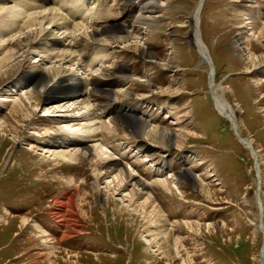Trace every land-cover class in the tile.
Masks as SVG:
<instances>
[{
    "label": "rangeland",
    "instance_id": "374dc122",
    "mask_svg": "<svg viewBox=\"0 0 264 264\" xmlns=\"http://www.w3.org/2000/svg\"><path fill=\"white\" fill-rule=\"evenodd\" d=\"M199 1L119 0L112 10L114 0H88L93 17L72 29L47 23L33 50L5 43L41 31L19 32L36 13L16 21L0 14V132L4 127L6 133L0 136V264H50L44 255L54 252H47L54 243L59 264H183L181 258L185 264H262L264 0L204 1L199 33L216 70L212 89L210 68L194 43ZM33 18L39 19L35 26L41 23ZM138 45L150 56L143 57ZM10 53L17 63L6 67ZM251 58L263 60L261 68H253ZM48 67L61 70L50 85L55 104L44 95L36 108L37 100L29 104L27 97L35 95ZM37 73L42 78L36 86H27L24 80ZM218 97L233 108L238 134L255 157L218 113ZM167 133L175 140L171 144ZM86 148L91 154H83ZM121 158L126 160L114 161ZM128 163L139 173L129 171ZM125 168L131 185L113 195L107 186ZM162 168L176 179L167 186ZM135 179L147 189L131 199ZM77 189L80 196L69 206ZM147 197L152 204L145 213L155 206L163 217L155 227L128 208ZM70 228L77 234L62 241ZM163 233L174 234L169 241L176 238L181 253L174 249L165 257Z\"/></svg>",
    "mask_w": 264,
    "mask_h": 264
},
{
    "label": "bare ground",
    "instance_id": "6f19581e",
    "mask_svg": "<svg viewBox=\"0 0 264 264\" xmlns=\"http://www.w3.org/2000/svg\"><path fill=\"white\" fill-rule=\"evenodd\" d=\"M11 0H0V5L2 6L1 8H0V14L1 15H3L5 12H8V13H10V14H12L13 13V16H14V20H15V18L17 19V17H19V16H21V15H23V14H25V13H28L29 11H33L34 13H36V14H34V15H32V13L29 15L30 17H28V20L24 23V25L25 26H20L19 25V32L22 34V32L25 34V33H27V32H24L25 30H30V29H35L36 27L39 29V28H41V31L40 30H38V31H31L30 33H28L24 38H20L18 41H16L15 43H12V42H10V43H5V45L7 46L8 44H9V46H10V49H15V47L16 48H21V47H23V48H21V50L22 49H24V48H30V46L32 47L31 49L33 50V43H34V41L36 40V38L38 37V35H40L41 34V36L43 35V31L45 30L44 29V26L48 23V26H50V24H53V23H55L54 24V28H55V30H56V28H58L60 25H62L63 24V26H64V28L65 29H69V28H76V27H81V24L83 23H80L81 21H82V18L84 19V17H93V16H91V15H89V12L87 11V7H86V3H87V1L88 0H24V2H20V5L17 7V11H15V12H13L12 11V9L11 8H6V7H4V5L7 3V2H10ZM204 1L205 0H200V3L198 4V7H197V10L195 11V13H194V25H195V27H196V34H195V32H194V37H195V40H194V43H195V45L197 46V44L199 45V47H200V49L202 50V55L204 56H206V55H209L208 54V52H207V49L204 47V45L202 44V40L199 38V15H200V13H202V11L201 10H203L204 9ZM34 2V3H33ZM118 2H119V0H114V5H112V6H110V7H113L112 8V10H114L115 9V7H116V5L118 4ZM128 6H129V4H128ZM49 7V8H48ZM203 8V9H202ZM145 9H147V8H145ZM47 10H49L50 12V14H52V15H48V12L47 13H45V11H47ZM52 12V13H51ZM54 12H56V14L54 13ZM264 12V11H263ZM38 13H40L41 15H39ZM264 14V13H263ZM32 15V16H31ZM45 15V16H44ZM40 17L41 18V16H44V18H41V20H40V24L39 25H37V26H35V24H37V22L39 21V19L37 18V19H34L33 17ZM198 18V19H197ZM77 20H79L80 22L79 23H75ZM16 21V20H15ZM144 21V20H143ZM142 21V22H143ZM60 23L61 22V24H58V23ZM2 23V22H1ZM22 23V22H21ZM39 23V22H38ZM12 24H14V23H12ZM146 24V23H145ZM42 25V26H41ZM31 27V28H30ZM47 27V26H46ZM142 27V26H141ZM194 27V28H195ZM263 27V26H262ZM16 28H18V27H16ZM36 28V29H37ZM138 27H137V25H133L132 27H131V29H137ZM81 29V28H80ZM84 29V28H83ZM263 29V28H262ZM24 30V31H23ZM78 30V29H77ZM48 31V30H47ZM83 31H86V29L85 30H83ZM87 33V32H86ZM85 33V34H86ZM112 33V32H111ZM74 34V33H73ZM94 34V33H93ZM45 35V34H44ZM46 35H47V33H46ZM75 35H76V33H75ZM91 35H92V33H91ZM112 35V34H111ZM18 36H20V35H18ZM95 36V35H94ZM93 36V37H94ZM123 36V35H122ZM48 37V36H47ZM50 38V37H49ZM95 38V37H94ZM98 39H99V37H97ZM113 38V37H112ZM40 39V38H39ZM45 39V38H44ZM48 39V38H47ZM114 40L116 39V38H113ZM79 40V39H78ZM82 40V39H81ZM81 40H80V42H81ZM94 40V39H93ZM114 40H112L113 42H114ZM122 40V39H121ZM11 41H13V40H11ZM40 41V40H39ZM84 41V40H83ZM88 41V40H87ZM123 41V40H122ZM129 41V40H128ZM42 42V41H41ZM116 42V41H115ZM121 42V41H120ZM125 42V41H124ZM130 42V41H129ZM131 43H132V41H131ZM243 43H244V41H243ZM50 44H52L51 46H54L53 45V43H51L50 42ZM121 44V43H120ZM87 46V45H86ZM48 47V46H47ZM140 51H141V53L143 54L142 56L143 57H148V56H150V52L148 51V50H144V49H140L141 48V46L140 45H138V46H136ZM140 47V48H139ZM136 48V49H137ZM197 48H198V46H197ZM31 49H28V54L30 53L29 52V50H31ZM199 49V48H198ZM74 50V49H73ZM98 50V51H97ZM99 48H96V52H95V54H98L99 56H100V53H99ZM10 51V50H9ZM12 51V50H11ZM67 50H65V52H66ZM80 51V50H79ZM34 52V51H33ZM64 52V53H65ZM9 53V52H8ZM17 54V53H16ZM26 54V53H25ZM32 54V53H31ZM63 54V53H62ZM60 56V55H59ZM211 57V56H210ZM69 59V58H68ZM71 59V58H70ZM78 59V58H77ZM145 59V58H144ZM206 59V58H205ZM251 59H253V61H252V66H253V68H257V67H260V66H262V64L261 63H263V60H261L260 61V59L259 58H251ZM250 59V60H251ZM5 61L3 62L4 63V65L5 64H7L6 65V67H9L10 65H14L15 66V64L17 63V57H16V55L14 56V54L13 53H10V55H8V57H6L5 59H4ZM66 60V59H65ZM73 60V59H72ZM79 61V60H78ZM40 62V61H39ZM1 63V62H0ZM2 63V64H3ZM54 63V62H53ZM69 63V62H68ZM1 64V65H2ZM71 64V63H70ZM73 64V63H72ZM79 64V63H78ZM68 65V64H67ZM212 65V64H211ZM49 66V65H48ZM65 66V65H64ZM52 67V66H51ZM51 67H48V68H51ZM213 67V66H212ZM0 68H1V66H0ZM4 68V67H3ZM45 68V67H44ZM214 68V67H213ZM261 68V67H260ZM16 69V68H15ZM46 69V68H45ZM8 70V69H7ZM59 70L60 69H56V68H51V69H49L48 71H47V76H46V78H43L41 81H40V83H39V86H38V88L35 90V95L34 96H32L31 98L30 97H27V99H29V104H32L31 103V100L33 99V100H37V103L35 104V106L34 107H36V108H38L39 106H40V103H41V101H42V96H49V94H50V91H51V88H50V85H51V83L56 79V77H57V75H59ZM65 70H67V68L65 69ZM212 68L210 69V75L212 76ZM61 71V70H60ZM214 72V71H213ZM9 73V72H8ZM64 74V73H63ZM8 76V75H7ZM43 76V75H42ZM78 77V76H77ZM1 78V77H0ZM39 78H42L41 77V74H39L38 75V73H37V76L35 77V79H34V81H33V85H35L36 86V84H37V82H38V80H39ZM4 79V78H3ZM78 80H80V79H78ZM31 84V85H32ZM73 84H74V82H73ZM68 85V84H67ZM75 85H77V84H75ZM74 85V86H75ZM133 85H136V83H134ZM30 86V85H29ZM55 89V88H54ZM59 89V88H58ZM212 89V88H211ZM53 90V89H52ZM130 90H131V88H130ZM28 92V91H27ZM4 93H6V92H4ZM26 94V93H25ZM77 94H79V92L77 93ZM77 94L76 95H70V96H67V97H65L64 99H75V97L77 96ZM56 95H58V94H56ZM24 96H26V95H24ZM28 96V95H27ZM47 96L45 97V98H47ZM51 96L52 95H50L49 97H50V99L48 100L47 99V102H52V99H51ZM5 97V96H4ZM56 97V96H55ZM2 98H3V96H2ZM38 98H40V99H38ZM218 98H220L221 99V102H220V107L218 106V103L216 102V99H215V103H216V106L218 107V111L220 112V114L222 115V116H224V118H226V120H228V121H233L234 122V120L236 119V117H235V112L233 111V108H231L230 106V104L229 103H227L226 101H224L221 97H218ZM4 99H6V98H4ZM1 101V100H0ZM4 101V100H3ZM6 101V100H5ZM53 101H55V100H53ZM66 101V100H65ZM19 102H20V100H19ZM62 102V101H61ZM10 103V102H9ZM18 104V103H17ZM43 104V103H42ZM46 104V103H45ZM51 105L52 104H55V102H52V103H50ZM85 104V103H84ZM229 104V105H228ZM3 105V104H2ZM49 106V105H48ZM72 106V105H71ZM70 106V107H71ZM20 107V106H19ZM28 107V106H27ZM45 107V106H44ZM68 107V106H67ZM24 108V107H23ZM61 108V107H60ZM63 108V107H62ZM81 108V107H80ZM21 109V108H20ZM25 109V108H24ZM82 109H86L85 107L84 108H82ZM26 110V109H25ZM81 110V109H80ZM87 110V109H86ZM67 113V112H66ZM34 114V113H33ZM68 114H70V113H68ZM75 114V113H74ZM60 115H62V114H60ZM65 115V114H64ZM67 116V115H66ZM123 117L125 118V117H129V115L128 114H123ZM59 118V117H58ZM99 118H100V116H99ZM74 121V120H73ZM237 122V121H236ZM134 123V122H133ZM132 123V124H133ZM135 124V123H134ZM235 124V123H234ZM128 126H129V123H128ZM67 127V126H66ZM89 127V126H88ZM145 127V126H144ZM146 128V127H145ZM89 129V128H88ZM78 130V129H77ZM154 132H156L155 130H153V129H150L149 130V132L148 133H153L154 134ZM1 134L2 135H4V136H6V133H5V130H4V127H2L1 128V132H0V136H1ZM167 141L171 144V143H173L175 140H174V138H173V136L172 135H170V134H168L167 133ZM145 137V136H144ZM159 137V136H158ZM163 142V141H162ZM245 142L247 143V141L246 140H244V141H242V143L245 145ZM75 143H78V142H75ZM165 143V142H164ZM169 144V145H170ZM173 145V144H172ZM249 145H251L250 143H249ZM172 147V146H171ZM169 148H170V146H169ZM102 149V148H101ZM138 150V149H137ZM85 152L83 153L84 155H87V154H91V149L90 148H86V150H84ZM96 151H98V152H100V154L102 153V155H104V153L102 152V151H100L99 149H96ZM107 154V153H106ZM55 155V158H57V157H60V158H63L64 160L67 158V157H71L70 155H68V154H65V153H55L54 154ZM74 156V155H73ZM100 156V155H99ZM75 157V156H74ZM105 157V156H104ZM138 158L139 156L138 155H135L134 156V158ZM73 158V157H72ZM83 158V157H82ZM109 158L111 159V158H113V155H109ZM144 158H148V156L147 155H144ZM126 160V158H121V159H117V160H114L115 162L116 161H118L119 163L122 161V160ZM114 161H112V162H114ZM113 166V165H112ZM119 166V165H118ZM126 168L127 169H129V171H131V172H133L132 170L134 169L133 167H132V165L131 164H127V166H126ZM123 169L121 172H119L120 174H118V176L114 179V178H112V184H111V182H110V184L107 186V189H108V191H110V192H112V194L115 192H119V191H121L122 189H124L125 188V186H127V185H131L130 183L132 182L131 180H132V178H131V173H129L128 172V170L127 169ZM108 169H109V167H108ZM118 169V168H117ZM114 170V169H113ZM121 170V169H120ZM135 170V173L136 174H138V171L136 170V169H134ZM108 171V170H107ZM159 171H162L161 173H160V175H161V177H163V176H165L166 177V179L167 180H163L162 181V184L164 185V186H167L166 184H167V182H168V180H170V179H174V180H176L175 179V177L173 176L174 174H171L170 172H168L167 171V169L165 168H162L161 170H159ZM102 174V173H101ZM135 174V175H136ZM191 177V176H190ZM130 178H131V180H130ZM97 179H99V176H98V178ZM138 179V178H137ZM163 179V178H162ZM182 179V178H181ZM190 179V178H189ZM100 180V179H99ZM136 180V179H135ZM101 181V180H100ZM131 181V182H130ZM97 182V181H96ZM186 182V181H185ZM175 184L177 185L178 183H176L175 182ZM112 185V186H111ZM179 185V184H178ZM180 186V185H179ZM98 187V186H97ZM122 188V189H121ZM147 189V185L146 184H144L142 181H140V180H136V182L134 183V189L130 192V194L129 193H127V194H129V196L128 197H130L131 199H135V197H139V195H143V192L145 191ZM98 192H100V190L98 191ZM80 193H79V190L77 189V191H74L70 196H69V198H68V205L69 206H73L74 205V202H75V199L77 198V196L79 195ZM100 195V194H99ZM98 195V196H99ZM102 195V194H101ZM107 195V194H106ZM114 195V194H113ZM80 196V195H79ZM108 196V195H107ZM109 197V196H108ZM101 199V198H100ZM109 199V200H108ZM107 200H108V205H109V203L111 202L110 200V198H108ZM134 201V200H133ZM124 202H129L128 200L126 201L125 199H123V204H124ZM137 202L135 201L134 202V204L132 203V201H130L128 204V208H132L133 209V212H136V213H139V212H142V214L143 215H145V217L143 218L144 220H145V222H146V225H149V226H151V225H153V224H155V223H158V221H162V219H163V217H161V215H159L160 213L159 212H157L155 209H154V207H152L151 206V208H152V210L149 212V213H145V212H147V210H149V205H151L152 204V200L149 198V197H147L145 200H144V202L143 203H139L140 205H138L137 206V204H136ZM107 205V204H106ZM72 208V207H71ZM73 209V211H74V208H72ZM76 211V210H75ZM74 211V212H75ZM121 212L122 213H124L125 212V209L124 208H121ZM63 214V213H62ZM84 214V213H83ZM59 215H60V213H58L57 214V216L59 217ZM26 218V217H25ZM59 219H60V217H59ZM7 223V222H6ZM9 223H11V222H9ZM21 228L20 229H22L25 225H26V223H27V220H25V219H23V220H21ZM163 223H165L166 224V221L164 222L163 221ZM175 223V222H174ZM164 224V225H165ZM178 224L176 223V224H173L172 226L174 227V226H177ZM154 226V225H153ZM158 226V225H157ZM35 227V226H34ZM155 227V226H154ZM189 227V226H188ZM262 227V226H261ZM158 228V227H157ZM161 228V227H160ZM164 228V227H163ZM210 229V228H209ZM69 231H71V232H69ZM76 231V230H75ZM74 231V229L73 228H70V229H68V231H66V235L64 234L63 235V239H62V241H64V240H66V239H69V238H72V236H70V234H77L76 232ZM164 232H166L165 230H163ZM38 232V231H37ZM41 233V232H40ZM58 233H59V230H58ZM42 234V233H41ZM164 235L163 236H165L166 234H168V235H166V236H168L167 238H164L165 239V241L166 242H164V244H163V246L164 245H167V249L165 248V250H164V254H165V257L167 258V259H169L172 255H171V250H174L175 249V251L178 253V252H180L181 253V251H182V249H181V247L179 246V243H178V240H176V238H174V239H172L171 241H169V237H170V234H172V233H163ZM44 235V234H43ZM174 234H172V236H173ZM59 236H60V234H59ZM45 240H47V237L45 238ZM54 243V242H53ZM160 243V242H159ZM56 245L57 244H55L54 243V245H52L51 247H48V250L50 249L51 250V252L54 250V252L53 253H46L45 255H44V257H47L48 258V260H49V262H50V264H59L58 263V261H57V259H56V251H58V250H60V249H58V248H56ZM160 245H162V244H159V246ZM53 247V248H52ZM160 249H164V248H162V246H160L159 247V250ZM50 250L49 251H47V252H50ZM158 250V251H159ZM157 251V252H158ZM66 254H71V253H69V252H65ZM174 253V252H173ZM76 256L78 255V254H75ZM264 255V254H263ZM56 259V260H55ZM181 261H182V263L183 264H185V263H187L186 261H188L186 258H184V259H180ZM263 262H264V260H263ZM264 264V263H263Z\"/></svg>",
    "mask_w": 264,
    "mask_h": 264
}]
</instances>
